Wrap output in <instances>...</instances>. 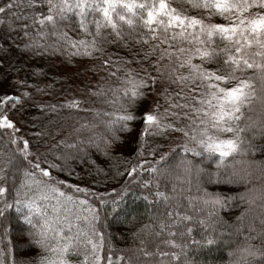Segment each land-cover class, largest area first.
I'll return each mask as SVG.
<instances>
[{"label": "snow or ice", "instance_id": "obj_1", "mask_svg": "<svg viewBox=\"0 0 264 264\" xmlns=\"http://www.w3.org/2000/svg\"><path fill=\"white\" fill-rule=\"evenodd\" d=\"M3 29L35 55L88 61L92 76L79 95L36 104L68 115L31 135L20 119L26 89L53 85L20 80L25 90L0 96V264H193L190 247L216 243L231 206H243L235 218L243 264H264V213L258 226L244 223L257 199L264 208V187L253 195V173L237 168L255 167L264 180V160L250 159L264 155V125L246 116L264 105V0H0ZM138 121L137 155L124 161L115 149ZM176 138L178 159L156 143ZM95 153L127 164L117 175L128 180L108 199L58 178ZM228 185L243 191L218 190ZM134 188L155 211L147 222L125 214L119 247L109 217ZM12 210L28 226L33 254L23 259H9L4 243Z\"/></svg>", "mask_w": 264, "mask_h": 264}, {"label": "trees", "instance_id": "obj_2", "mask_svg": "<svg viewBox=\"0 0 264 264\" xmlns=\"http://www.w3.org/2000/svg\"><path fill=\"white\" fill-rule=\"evenodd\" d=\"M121 54L123 55L124 53ZM89 69L90 63L86 60L81 61L79 58L76 64H71L66 62L65 58L59 54L35 55L23 47L16 33L9 34L6 29L0 30V96L25 90L18 87L17 81L20 80H25L28 85H39L41 87L53 85L45 93H38L34 88L26 89L32 92V99L27 100L25 103L24 108L27 110H22L20 119L27 124L25 131H28L29 135H31V131H39L41 128H46L50 125V122L56 124L65 123V117L68 115L66 112L62 111L58 115L54 113H42L35 105L42 102H56L74 91L79 95L83 84L87 83L88 79L92 76ZM150 100L152 101V97L143 102L144 110H147L152 104ZM246 116L249 117L248 122L253 124L258 130L261 125H264V105H261L259 102L254 103L252 109L246 112ZM33 124L36 125L34 129ZM142 126V123L138 121L133 125L131 132L123 134V139L116 147L114 155L119 154L124 158V161H131L136 157L138 137ZM156 143L163 144L164 151H167L170 147L176 148L177 159L180 155H183L177 148L179 141L172 143L171 141L160 139ZM143 159L152 161L153 158L145 152ZM236 159L240 160L241 157L237 156ZM250 159H255L259 162L264 160V155L256 154ZM124 161L116 159L107 161L105 157L99 153H95L88 162L74 164L73 175L69 176L66 173H62L58 178L67 180L68 184H79L81 188H90L97 193H108L109 195L105 197L108 199L115 196L111 192L112 188L119 189L128 180L126 176L120 177L117 175L118 171L123 172L127 166ZM237 168L253 173L252 180L256 189L253 195L259 196L261 188L264 187V180L257 178L260 175L259 170L255 167L248 168L247 165H237ZM53 175H56V173L54 172ZM229 189L232 191H243L240 185L222 186L218 190L228 191ZM63 190L67 191V186ZM75 195L80 196L82 199H95L91 193H75ZM143 195L145 193L134 188L132 192L126 194L125 200L121 202L119 217L117 219L109 217L111 225L109 230L113 237L117 239L119 247H123L127 242L121 238V233L125 232V225L122 223L124 215H134L140 220L147 222L149 216L155 211V208L149 202L151 197L149 201H146L142 198ZM260 203L261 201L257 199L256 204L252 206V211L244 221L245 225L249 220L253 219H255L257 226L259 225L261 213H264V208L260 207ZM66 207L73 212L76 211L72 204H67ZM242 208L243 206H231L230 210H226L227 214L221 213L226 223L217 230L216 243L207 245L202 242L201 245L190 247L189 256L193 264H243L245 254L237 251L242 243L243 236L235 231V218L240 215ZM60 214L63 215V212ZM27 227L24 221L18 219L17 214L12 210L11 224L9 226L10 236L4 242L8 245L9 259L13 256L16 259H23L33 254L27 242ZM195 239L201 240L202 238L199 234H196ZM9 240L11 241L10 243L8 242Z\"/></svg>", "mask_w": 264, "mask_h": 264}, {"label": "rangeland", "instance_id": "obj_3", "mask_svg": "<svg viewBox=\"0 0 264 264\" xmlns=\"http://www.w3.org/2000/svg\"><path fill=\"white\" fill-rule=\"evenodd\" d=\"M152 100H153V98H152ZM151 101V100H150ZM152 102V101H151ZM179 141V139L178 138H176V142H178ZM34 143L36 142L35 140L33 141ZM180 142V141H179Z\"/></svg>", "mask_w": 264, "mask_h": 264}]
</instances>
